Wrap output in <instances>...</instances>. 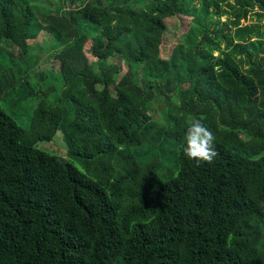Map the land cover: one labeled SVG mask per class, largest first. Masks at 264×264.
<instances>
[{
  "label": "trees",
  "instance_id": "obj_1",
  "mask_svg": "<svg viewBox=\"0 0 264 264\" xmlns=\"http://www.w3.org/2000/svg\"><path fill=\"white\" fill-rule=\"evenodd\" d=\"M263 21L264 0H0V264H264ZM35 101L25 127L9 107ZM193 118L210 164L184 155ZM58 132L70 160L38 148Z\"/></svg>",
  "mask_w": 264,
  "mask_h": 264
},
{
  "label": "rangeland",
  "instance_id": "obj_2",
  "mask_svg": "<svg viewBox=\"0 0 264 264\" xmlns=\"http://www.w3.org/2000/svg\"><path fill=\"white\" fill-rule=\"evenodd\" d=\"M222 20L225 21L226 17H223ZM189 21H190V18L184 17V16L170 18L167 20L168 30H167L166 35L164 36L163 44H165L166 48L169 51H172L174 47H176L179 43H181L184 34L188 30ZM251 23H255V21L244 22V25L251 24ZM263 24H264V21L262 22V25ZM50 41H51V37L49 36V34H46V33H41L33 41V44L37 45L38 48L45 49V51H44L45 54L42 55V62L43 63L41 65V70H48V68H51L49 70H52L51 72L46 74L43 77V79H41V82L44 84V91H46L47 88L52 86L54 84V82L58 83V86L56 85L55 89H58V87L62 83L60 78H57L52 73L54 70L59 69V64L56 61L57 58L51 59V61L49 63H47V61L45 62L46 56H49V54L51 52V50L48 51V49L50 48V45H49ZM93 42L94 41L91 40L88 43V48L93 46ZM11 48L14 51V53L19 51V49L16 46H11ZM87 54H88V56H91V53H87ZM119 63H121V60L118 57L110 58L107 61V64H119ZM124 72H125V70H124ZM12 94H14V92H12ZM51 99H54V97L52 96ZM34 103L37 104V101H35L33 103H29V104L22 103V104H20L21 106L16 108L15 110L14 109L12 110L9 107V111H10V113H12L13 117L21 123V125H24L25 127H27L30 124V121L32 119L31 117L33 114V110L35 108ZM151 105H152V108L148 111V114L151 117L160 116L161 113L164 115L166 113L164 101L162 98L159 99V97L157 95H156V97L153 100ZM158 111L160 113H157ZM38 148L43 149L45 151H48V152L52 153L53 155H57L63 159H65V158L69 159V160L71 159V157L68 155V153L66 151V146H65L63 134L61 132H58L56 134V136L54 137L52 142L39 143Z\"/></svg>",
  "mask_w": 264,
  "mask_h": 264
},
{
  "label": "clouds",
  "instance_id": "obj_3",
  "mask_svg": "<svg viewBox=\"0 0 264 264\" xmlns=\"http://www.w3.org/2000/svg\"><path fill=\"white\" fill-rule=\"evenodd\" d=\"M185 140L184 155L190 160H195L197 164L201 161L210 164L218 155L214 145L215 136L200 119L193 118L189 121Z\"/></svg>",
  "mask_w": 264,
  "mask_h": 264
}]
</instances>
